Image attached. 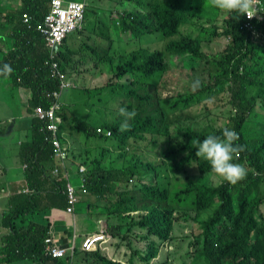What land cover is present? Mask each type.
Listing matches in <instances>:
<instances>
[{
	"label": "trees",
	"instance_id": "16d2710c",
	"mask_svg": "<svg viewBox=\"0 0 264 264\" xmlns=\"http://www.w3.org/2000/svg\"><path fill=\"white\" fill-rule=\"evenodd\" d=\"M52 2L53 0H0V19H4L6 24L15 25L12 29L16 35L15 44L8 40L6 50L0 47V66L8 63L14 70L10 77H0V88L5 83L21 88L30 97V113H36V108L40 106L45 109H50L55 103L60 106L61 92L72 87L69 80L53 74L55 64L67 74L71 73L68 65L76 67L83 61L82 57H78L69 63L63 56L67 45L76 38L73 37V33L77 31L76 25L73 31L60 40L51 36L55 45L50 43L49 35L40 29L47 28L46 20L51 12ZM92 3L93 0H90L88 5ZM122 3L126 7L118 11V20H114L115 25L116 21L119 22L116 31L130 33L133 39L142 40L143 36L160 34L172 40L162 50L143 47L127 55L108 57L105 61L109 66L107 71L110 74L113 72L116 82L84 90L86 93L93 90L103 93L108 88L115 96L129 99L122 107H126L128 111L135 109L137 115L127 121L126 131L120 130L125 124V118L119 111L113 122L91 124L77 120L75 127L90 133L87 137L88 144L92 148L99 147L98 155L101 158L93 162L99 167H92L78 190L84 191V185L90 193L98 189L103 190L101 198L110 197L107 181L110 180V175H115L116 170L113 163L102 165L106 158L103 155L107 148L105 142L110 141L106 135L97 131L98 127L110 130L112 142L126 147V150L135 145L131 142L132 139H150L148 153L158 150L160 155H155V159L149 161L140 158L138 163L144 166L141 170L131 167L132 163L121 164V174L124 176L113 185V189L117 190L119 185L124 186L123 194H129V198L113 207L105 205L100 212L108 219L122 220L123 217H129V245L134 229L143 234L147 232L141 238L146 243V248L135 251V264L138 258L145 264H152L175 241L177 203L184 206L192 203L196 206L192 210L195 214L218 203L211 219L201 222L194 218L201 232L189 241L191 249L185 254L186 264H264V214L261 210L264 204V178L257 174L264 170V113H257V109L264 111V14L260 12L259 17L257 14L255 18L249 19L237 12L216 9L210 5L209 0H155L150 12L144 11L145 9L139 11L138 8L127 10V6H144V0H122ZM145 12L147 14H143ZM222 12L230 17L223 20L220 27L214 25L212 35L229 39V45L225 52L212 57L216 63L211 68L215 82L209 88L217 93H228L230 120L223 127L201 126L192 122L196 120L194 118L184 120L179 117L169 120V114L163 109L164 104L173 102L174 110L189 108L194 105L195 97L179 96L177 99L160 98L156 101L152 89L158 88L162 78L170 70L168 57L180 56L191 60L211 58L203 51L204 41L201 36L181 40L174 38L193 22L205 19L215 22ZM151 14L159 18L155 20ZM25 15L27 23L24 22ZM200 34H208V31L202 30ZM11 35L12 31H5L0 37L9 39ZM100 39L111 45L113 37L111 34H102ZM46 40L50 48L44 44ZM87 48L95 53L92 47ZM125 76L130 78V82L123 85L119 80ZM56 91L59 92L57 101L54 97H49L50 93ZM60 115L64 120L65 109ZM33 121L34 132L46 136L43 127L47 126L50 119L41 120L38 116H33ZM225 127L235 130L239 134L237 143L245 146L244 151L235 159L247 168L248 174L235 185L224 179L215 183L211 181V185H206L201 177L214 172L207 161L196 157V141H202L209 134L221 135ZM96 136L101 137V143L92 142ZM125 154L121 153L120 156L124 158ZM190 164L194 165L192 171L186 168ZM169 171L173 172V182ZM3 172L8 174L6 168ZM184 173L185 181L182 179ZM194 173L198 174L195 178ZM133 174L143 177L144 184L139 195L130 197L132 190L129 189V183ZM1 182L3 191H8V178ZM173 188L176 190L174 194ZM171 199L174 200L173 203ZM1 205L4 209L0 214V225L6 229L3 237H6L7 246L0 248V263L66 264L64 259H53L47 254L46 240L51 232L55 236L53 223L48 219L49 210L69 207L67 186H62L59 194L53 193L52 201L38 190L33 194L14 192ZM45 205L51 207H44ZM137 211H142V214L134 217ZM120 227L111 226L112 234L105 233V241L91 251L77 248L76 264H123L121 260L105 253V249L110 248L111 241L120 238L117 234ZM55 239L61 247L63 239L56 236ZM71 240L69 238V243Z\"/></svg>",
	"mask_w": 264,
	"mask_h": 264
},
{
	"label": "rangeland",
	"instance_id": "374dc122",
	"mask_svg": "<svg viewBox=\"0 0 264 264\" xmlns=\"http://www.w3.org/2000/svg\"><path fill=\"white\" fill-rule=\"evenodd\" d=\"M78 2L89 3L90 0H78ZM154 2L155 0H144V6H127V10L131 11L138 8L139 11H143V9H145L144 11L150 12ZM124 7H126V4L122 3V0H93V3L89 4V8H87L88 12H83L80 18L81 20H85L87 16L88 23L93 21L98 22V26L94 28V32L97 36L102 37V34H111L113 37L111 45H109L108 41H102V43H90L93 46L92 48L95 50V53L91 52L90 50L87 53L85 62L87 67H85L84 71L89 70L91 67L95 68L92 69L91 72H88V78L84 77L83 79H80L79 82L74 83L75 88L68 90L70 92V96L65 100L75 103V106L72 108V113L74 115H77L80 119L87 120L91 124L115 121L122 104H127V102H129V99L127 98H119L115 96L112 90L108 88L103 93H99L95 90L90 91L89 93L84 91L86 88H101L106 86L108 82H116V79L113 77V72L110 74L107 71L109 66L105 62L106 59L108 57L116 58L120 55H127L129 52L143 47L153 50H162L165 49L168 43H170L172 40L164 38L160 34L148 35L146 37L143 36L142 40L140 38L133 39L132 34L130 33L126 34L123 33V31H116L119 27V22L116 21L115 25L114 20H118V11ZM143 14L147 13L145 12ZM152 16L155 18V20L159 18L154 15ZM229 17L230 16L226 12H222L215 22H212L208 19H205L201 22H193L189 26L183 28L181 33L174 38V40H181L190 37L201 36L204 41L203 51L207 55L211 56V58L191 60V58L180 56L168 57L171 63L170 70L162 78L158 88L152 89L154 92V97H156V101L160 98L177 99L179 96H185L187 98L193 96L195 97L194 105L189 108L174 110L172 109L173 102L164 104L163 109H165V111L169 114V120H176L179 119V117L184 120L194 118L196 120H192V122H196V124L199 123L201 126L209 127H223L228 122V120H230V97L228 96V93L226 91L217 93L209 88L210 86L214 85L215 82L211 68H213L216 63L212 57L225 52L229 45V39L213 37L212 28H215L214 25L220 27L219 25H222V21ZM202 30L208 31V34L201 35L200 32ZM184 61L186 62L184 63ZM65 75L66 73L63 74V76ZM126 75L132 76V74ZM127 76L123 78L121 77L119 80L123 85L129 84L130 82V78H127ZM197 80L200 82V86L194 89L193 82ZM15 92L18 95V92ZM0 106H2V114L0 111V123L2 120H5L4 116L7 117L9 113H14L16 115L18 111L22 109L20 103L12 96L9 97L8 95H0ZM257 113H264V111L257 109ZM12 125L15 126L13 130L11 129ZM108 131L109 130H106L105 135L107 140L110 142H105L107 148L105 149L103 155H105L106 158L103 160L102 165L105 166L113 163L114 169L116 170L114 176L110 175V180H108L107 184V189L110 194V206L113 207L129 198V194H123L124 186L119 185L117 190L113 189V185L119 182L121 177L124 176V174H121V164L132 163L131 167L141 170L144 166L138 163L140 158L144 159L145 161H149L155 159V155L160 154L158 150H154V152L151 154L148 153L150 139H132L131 142L135 145H132L129 148V152V150H126V147H120L119 145L114 144L112 142V134L108 135ZM18 132L19 129L17 128V124L11 123L3 133L0 132V136H6V138H0V143L5 144L15 141L17 138L16 134ZM7 138L8 140L12 139V141H8ZM152 146L153 145L151 144L150 147ZM4 150L5 152H10L11 148L6 146ZM121 153H126L124 158L120 156ZM96 157L97 156H95V158ZM6 165L7 161H3L2 164H0V214L4 209V207L1 205L3 200L7 199L14 192L17 194L26 193L20 192L19 190L15 191L14 186L10 184L9 181L8 191H3L1 180H5L7 175L11 176L12 174V172H9L7 175L4 174L3 170ZM186 168L192 171L194 165H187ZM169 173L171 175V181L173 182V172L169 171ZM86 175L87 174H78L71 177V182L74 184L75 188H79V186L83 183V178H85ZM197 175L198 174L194 173L193 177L195 178ZM258 176L264 178L262 171L258 172ZM132 177L133 179H131V182L129 183V189L132 190L130 197L139 195L142 185L144 184L143 177H139L138 174H133ZM182 179L184 181L186 180V173H184ZM201 179L206 185H211V181L215 183L223 180L222 177L216 175L215 173H211L209 176L204 175L201 177ZM173 190L174 194L176 190L175 188H173ZM173 201L174 200H172V203ZM82 205L84 207L85 204ZM217 206L218 203H215L210 208L195 214L192 212V210H194L196 206L192 205V203H187L185 206L177 203L175 208L177 220L175 219L176 231L174 234L175 241L172 242L173 248L167 246L163 250V254L158 262L161 264L169 258L173 261L172 264H186L184 262L185 254L189 249H191L189 246V241L201 232L198 224L194 222V218L201 222L202 220L211 219ZM44 207L51 206L45 205ZM261 210L264 214V204L261 206ZM46 211L47 209H45V212ZM140 214H142V211H137L133 216L137 217ZM125 215L126 214H123V216ZM102 216L106 218L107 221H105V224L103 223L102 230H98V232L103 231L106 233V235L112 234L110 230L111 226H121L120 229L117 230V234L120 236V238H117L115 241H111L110 243L112 257L118 261L121 260L123 264H135V251L138 248V245L141 249L145 248V244L140 243L143 233L138 229H134L131 234L132 242L129 245V217L126 216L123 217L122 220H116L108 219L105 215ZM5 233L6 229L0 225L1 249L7 246V241L5 240L6 237H3ZM99 235L103 234L101 233ZM253 236H255V234ZM121 240L124 242L121 243ZM75 260L77 263V257H75ZM24 264H28V262Z\"/></svg>",
	"mask_w": 264,
	"mask_h": 264
},
{
	"label": "crops",
	"instance_id": "0c3cea01",
	"mask_svg": "<svg viewBox=\"0 0 264 264\" xmlns=\"http://www.w3.org/2000/svg\"><path fill=\"white\" fill-rule=\"evenodd\" d=\"M73 2L84 5V12H88V9H86V6H89L88 3L78 2V0H73ZM97 26L98 22L93 21L88 23L87 16L85 20L78 18L76 25L77 31L73 33V37L76 38H74L67 45V49L63 51L66 62L70 63L71 60H76L78 57L83 58L82 64L79 66L71 67V65H68L71 73H67L65 76H63L65 72L60 68L59 77L69 80L72 86L63 90L60 98L59 116L61 121L59 139L66 152L64 158L54 153L51 143L46 141L43 134L39 132L37 135L36 132H34V113L28 111L30 97L25 95V92H23L21 88L17 89L10 83H5L0 88V95L12 96L22 106V109L18 111L16 115L14 113H9L7 117L4 116L5 120H2L0 123L1 133H3L11 123L17 124V128L19 129L15 141H12V139L8 140L7 138L8 141L12 142L5 144L0 143V164H2L3 161H7V165L4 169H7L8 174L9 172H12V174L11 176L7 175L8 177L6 176L5 178H8L9 183L14 186L15 191L19 190L20 192L33 194L40 190L45 198L52 201L53 193L59 194L62 186L66 188L68 183L72 184V176L78 174L88 175L92 167H99V165L93 164V162L99 159V147L92 148L87 141V137L90 133L75 127V124L78 123L77 120H80L77 115L72 113V108L75 106V103L65 101L70 96L68 90L75 88L74 83L79 82V80L84 77L88 78V72H91L92 69L95 68L91 67L89 70L84 71L85 67H87L85 62L87 53L89 52L87 46L93 47L90 44L91 42L102 43L100 37L94 32V28ZM14 27L15 25L6 24L4 19H0V34L5 31H12V35L9 39L0 37V47L3 50L7 49V45L9 44L8 40H11L12 44L16 43V35L12 29ZM5 36L8 37V35ZM44 44H46L47 48H50L47 44V40ZM15 91L18 92V95ZM1 107L2 106H0V111L2 114ZM64 109L66 116L63 120L60 114L63 113ZM14 127L15 126L12 125L11 129L13 130ZM0 138H6V136H0ZM92 142L97 144L101 143V137H94ZM6 146L11 148L10 152H5L4 148ZM95 156L97 157L95 158ZM72 185L74 186V184ZM80 188L81 185L78 189ZM102 191L103 190L99 191L98 189H94V191H91L93 194L88 191V194L82 197L80 202L74 206V213L72 215L67 212V209H51L48 212V219L50 223H53L55 236L58 239H63L60 246L69 250L66 257L60 258L64 259L66 264H76L75 250L79 247L80 249L82 248L85 237L100 233L98 230L101 231L103 223L105 224V221H107L100 212L102 211L101 207L110 204V197L101 198L100 194ZM82 204H85L84 207ZM146 233L147 232L142 236ZM69 238H72L70 243ZM140 243L145 244L143 241H140ZM71 248L74 250L73 254L70 250ZM137 249L143 251L145 248L141 249L138 245ZM105 253L112 257L111 248H106ZM103 255L106 256L104 253Z\"/></svg>",
	"mask_w": 264,
	"mask_h": 264
},
{
	"label": "built area",
	"instance_id": "2783aa9c",
	"mask_svg": "<svg viewBox=\"0 0 264 264\" xmlns=\"http://www.w3.org/2000/svg\"><path fill=\"white\" fill-rule=\"evenodd\" d=\"M51 12L46 20L47 28L40 27L44 34L49 35V41L52 45H55L54 41L51 39V36L56 39H61L66 36L69 32L74 30V26L77 25V19L81 18V15L84 12V5L79 3H74L73 0H53L50 4ZM257 11L256 15L258 17L261 13L264 14V0H259V3L255 6ZM261 12V13H260ZM256 15L253 17L255 18ZM25 23L28 22L27 16L25 15ZM252 19V18H251ZM53 74L57 77L60 75V70L58 69V65H54ZM49 97H54L56 101L59 99V92L50 93ZM60 109L59 104L55 103L50 109H45L40 106L36 108V113L34 116H38L41 120L49 118L50 121L47 126L44 125L43 130L46 133L45 139L47 142L51 143L53 147L54 153L58 156H62L63 158L66 155L64 148L61 145L59 139V131H60V117L58 115V111ZM97 131L100 134L106 133V131L98 127ZM112 134L109 130L108 135ZM264 174V170L262 171ZM82 190H77L71 183L67 184V191L69 196V207L67 212L72 215L74 213V206L78 204L83 197V195L88 194L87 188H84L82 185ZM103 235H99V234ZM104 236V239H103ZM106 239V235L103 232L96 233L93 235H89L85 237L82 243V249L86 251H91L96 248L98 244H101ZM46 249L49 255L56 259L64 258L68 255L67 249L61 248L58 246L57 241L53 232L50 233V236L46 240ZM73 254V248L70 249Z\"/></svg>",
	"mask_w": 264,
	"mask_h": 264
},
{
	"label": "clouds",
	"instance_id": "9594fccd",
	"mask_svg": "<svg viewBox=\"0 0 264 264\" xmlns=\"http://www.w3.org/2000/svg\"><path fill=\"white\" fill-rule=\"evenodd\" d=\"M212 7L226 12H237L241 15H246L251 19L256 15V5L259 0H209ZM13 68L10 64L4 63L0 66V77L8 78L13 73ZM200 86V82L194 81L193 88ZM119 114L125 118V124L121 126V131L127 130V121L136 117L135 109L128 111L126 107L119 109ZM239 134L225 127L221 135L209 134L202 141H196V157L207 161L211 170L225 181L232 185L244 180L247 177V168L236 161L235 157L244 151L243 145L237 143ZM258 174V173H257ZM146 244V243H145ZM173 248V244L168 246ZM146 248V247H145ZM163 252L160 255L162 256ZM159 258V259H160ZM153 260L152 264H160L158 260ZM169 258L161 264H172ZM131 264V263H130ZM136 264H145L138 258Z\"/></svg>",
	"mask_w": 264,
	"mask_h": 264
}]
</instances>
